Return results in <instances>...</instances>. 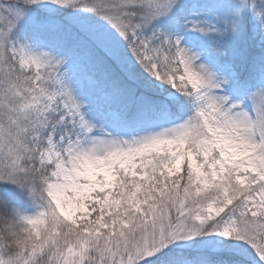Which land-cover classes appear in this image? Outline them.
<instances>
[{
    "label": "snow or ice",
    "instance_id": "snow-or-ice-1",
    "mask_svg": "<svg viewBox=\"0 0 264 264\" xmlns=\"http://www.w3.org/2000/svg\"><path fill=\"white\" fill-rule=\"evenodd\" d=\"M0 264H264V0H0Z\"/></svg>",
    "mask_w": 264,
    "mask_h": 264
}]
</instances>
